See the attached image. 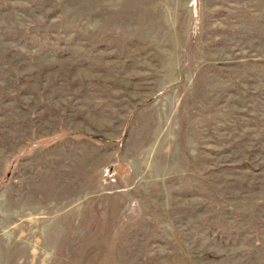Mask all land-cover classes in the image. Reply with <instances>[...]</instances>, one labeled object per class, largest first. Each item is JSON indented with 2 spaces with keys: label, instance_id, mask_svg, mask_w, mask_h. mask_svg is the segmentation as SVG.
Masks as SVG:
<instances>
[{
  "label": "rangeland",
  "instance_id": "374dc122",
  "mask_svg": "<svg viewBox=\"0 0 264 264\" xmlns=\"http://www.w3.org/2000/svg\"><path fill=\"white\" fill-rule=\"evenodd\" d=\"M0 264H264V0H0Z\"/></svg>",
  "mask_w": 264,
  "mask_h": 264
}]
</instances>
